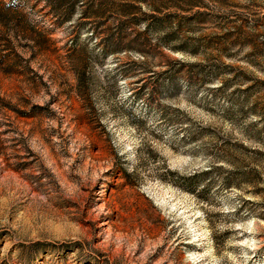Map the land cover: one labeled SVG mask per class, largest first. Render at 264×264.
<instances>
[{
	"label": "rangeland",
	"instance_id": "1",
	"mask_svg": "<svg viewBox=\"0 0 264 264\" xmlns=\"http://www.w3.org/2000/svg\"><path fill=\"white\" fill-rule=\"evenodd\" d=\"M194 2L248 35L218 61L264 80V0ZM43 7L0 0V264H264V89L122 76L138 58L96 56L79 6Z\"/></svg>",
	"mask_w": 264,
	"mask_h": 264
},
{
	"label": "trees",
	"instance_id": "2",
	"mask_svg": "<svg viewBox=\"0 0 264 264\" xmlns=\"http://www.w3.org/2000/svg\"><path fill=\"white\" fill-rule=\"evenodd\" d=\"M41 1L44 4L42 9L50 10L58 23L70 21L76 6H79L77 20L89 25L90 36L101 38L94 45L98 50L96 56L118 59L120 54L135 55L137 62L131 61L128 66L137 65L141 75L150 73L147 77L139 78V82L154 76L165 78L171 83L182 79L189 86H199L213 94L218 92V95L229 98L230 104H241L264 89V80L253 79L244 69L218 61L221 55L233 57L249 43L247 33L243 29L226 30L219 35L202 32L206 28H221L226 23L214 22L215 16L204 10H192L198 6L194 4L195 0H179V3L174 0ZM108 22L111 24L104 26ZM100 26L104 28L99 29ZM251 35L255 36L254 33ZM41 38L42 41L48 40L45 36ZM260 49V46L254 45L249 54L256 56ZM165 51L180 52L183 57L171 58ZM187 57L198 60L188 61ZM153 62L161 70H152L149 66ZM133 69L131 66L124 69L122 76ZM225 74L229 77L222 78ZM215 79H220L219 85L206 86ZM249 111L263 115L264 103L254 100L244 112ZM257 119L261 117L250 122V126H255Z\"/></svg>",
	"mask_w": 264,
	"mask_h": 264
}]
</instances>
